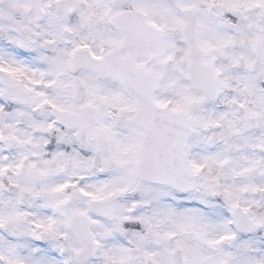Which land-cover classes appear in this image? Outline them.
Masks as SVG:
<instances>
[{
    "label": "snow or ice",
    "instance_id": "6c2138e0",
    "mask_svg": "<svg viewBox=\"0 0 264 264\" xmlns=\"http://www.w3.org/2000/svg\"><path fill=\"white\" fill-rule=\"evenodd\" d=\"M0 264H264V0H0Z\"/></svg>",
    "mask_w": 264,
    "mask_h": 264
}]
</instances>
